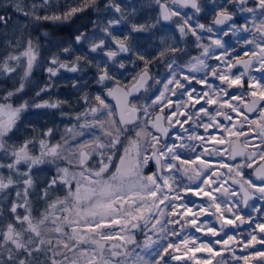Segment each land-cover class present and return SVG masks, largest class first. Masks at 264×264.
I'll return each instance as SVG.
<instances>
[{
	"label": "snow or ice",
	"instance_id": "obj_1",
	"mask_svg": "<svg viewBox=\"0 0 264 264\" xmlns=\"http://www.w3.org/2000/svg\"><path fill=\"white\" fill-rule=\"evenodd\" d=\"M152 2L159 8L158 17L151 24H137L129 20V16L136 13V7L131 4L124 5L118 0H104L102 6L99 0H79L74 6H67L62 13L51 11L54 7L52 0H36L27 5H23L22 0H12L14 11L34 24L42 21L70 22L89 7L97 13H112V16L92 21L91 35L87 31L78 30L74 43L86 45L87 53L77 55L69 45L52 53L47 59L48 66L45 71L48 82L36 92L37 97L55 86L53 78L61 70L72 73L81 71L82 65L93 64L88 59L91 53L100 51L106 57V60L94 65L97 69L95 83L100 86V92L92 96L85 93L81 97L88 107L74 117L78 122L76 126L65 129L68 137H62V142L55 144L50 141L52 128L41 132L39 139L29 138L19 144L8 142L21 114L30 107L57 109L67 101L44 100L30 104L27 100H22L14 105L12 98L24 92L26 82L38 66L39 38H34L31 34L24 35L27 24L17 26L12 36H8L7 32L0 34L4 36L3 42L11 49L0 57V74L11 78L13 73H17L19 77V85L0 96V153L10 161L0 162V169H7V174L0 172V264H64V261L69 260L64 250L75 252L82 243L91 245L79 250L86 264H172L173 261L212 264V260L221 256V251L231 247L230 242L242 244V250L255 248L256 244L264 245V236L259 235L264 234V222L255 223L246 241H237L236 236L227 234L226 239L214 241V244L225 246L221 251H215L208 243L198 244V237L184 236L179 242H161L167 240L168 236L180 235L175 230L170 231L167 226L180 224L181 220L166 219L167 216H180L185 224L190 225L196 232H201L203 229L198 226L200 214L214 215L220 222V229L208 227L206 233L219 236L227 226L239 227L244 223L252 225L253 218L245 217L243 208L250 206V200L264 201V0H223L220 4L211 0L216 5L212 10L215 13L213 25L228 24L234 20L237 12L248 14L245 23L240 26L230 23L228 31L223 33V36H227L229 32L234 35L242 32L249 34L242 38L244 45L252 46V50L243 53L248 59L234 60L228 59L231 53L225 48L222 37L213 39L209 36L211 44L205 46L201 43L204 39L202 33H213L214 29L198 21L195 26L190 22L193 16L204 10L199 0ZM229 6L234 11L230 12ZM186 8L193 10L192 15L182 12ZM42 9L50 14L41 15ZM174 17L179 18L177 25L181 36L191 34L195 37L196 46L202 52L201 56L192 57L187 65H180L170 54L182 49L166 45L156 57L163 58L168 54V75L161 80L149 74L147 69L151 61L136 51L129 39L131 33L150 31L162 21H172ZM123 22L130 25L131 31L121 39L114 35V30ZM0 25H4L5 29L8 27L4 15H0ZM97 30L101 34L99 38L96 35ZM161 42L163 43V39ZM106 44L115 45V50L111 47L106 50ZM21 45L22 50L17 52ZM215 48L225 51L217 55ZM130 52L144 63V69L134 78L133 87L125 90L116 79L115 71L126 69V64L117 57L121 53ZM62 55L70 57V62L62 60ZM208 58L220 61L223 67L208 65L205 63ZM238 66H242L243 71L234 73L232 69ZM183 68H187V74L182 71ZM196 72H210L212 77L221 82L222 87L217 89L208 84L206 76L196 80L195 76L190 75ZM250 72L260 73L259 78L250 75ZM246 77L247 90L230 94V89L245 88ZM150 80L153 84L160 85L153 96L147 97L145 103L139 106L130 101L129 97L134 92L149 91ZM181 80L186 83H181ZM192 80L199 84H208L213 95L209 96L208 92L194 95L197 90L187 87ZM78 83L73 81L72 87L77 88ZM177 89L181 90V95L187 96L186 102L175 103L170 98L177 96ZM108 97L116 99L119 123L112 119L113 109L106 103ZM201 100L204 104L190 114L187 105L193 101L200 104ZM204 105H216L217 109L215 113H209ZM165 108L169 109L167 116L163 115ZM153 112L160 114L153 115ZM200 113L208 117V123L199 126L204 128L205 133L212 128L222 130L224 134L219 139L215 135H198L183 127L189 121L199 120ZM230 113H235V117ZM250 113H256L255 118L250 119ZM217 117L230 123L225 125ZM165 124L180 125V128L170 136V127H165ZM85 136L88 139H84ZM233 137L237 140L244 137L243 145L234 141ZM193 141L199 143L193 144ZM211 141L214 143L210 151L207 145ZM221 145L224 147H219ZM197 147L202 150L195 157L187 158L184 155L187 150L196 152ZM226 153L228 159L234 163L221 160L219 166L215 167L213 161L203 158L223 157ZM60 160L75 162L79 171L70 173L67 167L61 168L58 163ZM150 162L155 164L156 170L145 174L144 169ZM45 164L55 165L56 172L43 186L38 187L39 178L33 170H38ZM247 169L252 171L246 175ZM180 175L199 183L195 188L183 187L177 183ZM225 176L227 179H224ZM232 185L238 187L233 188ZM9 189L14 192L11 203L6 205L12 220L5 221L4 202L13 196ZM177 189L184 193L191 192L194 196L207 197V206L200 205L199 210L194 212L187 204H176V200L183 199ZM61 190L66 193L63 198L56 195ZM216 193L228 198L223 202V208ZM33 199L43 201L46 205L44 211L39 213V218L33 215ZM178 208L184 211L178 212ZM253 211L260 212L261 209L253 208ZM48 225H51L53 233L58 234L55 244L52 238L46 239L42 232ZM136 230L145 236L142 246L135 240ZM148 232L163 235L153 240ZM70 242H73L71 246ZM130 244H137L140 251H129L127 245ZM231 251L234 258L242 260L243 264H253L254 261L264 264V248L244 256H235V249ZM198 252H207L209 258L197 259ZM57 255L63 256V260L57 261ZM69 264H78V261L71 260ZM217 264L226 262L221 259Z\"/></svg>",
	"mask_w": 264,
	"mask_h": 264
},
{
	"label": "flooded vegetation",
	"instance_id": "obj_2",
	"mask_svg": "<svg viewBox=\"0 0 264 264\" xmlns=\"http://www.w3.org/2000/svg\"><path fill=\"white\" fill-rule=\"evenodd\" d=\"M199 2L204 6V10L193 16L192 21H190L193 26H195V23L198 21L199 23H203L206 27L207 26H212L214 31L213 33H207L204 32L202 33V36L204 39L201 41L205 46L211 44V40L208 39L209 36H212L213 39L216 38H221L223 39V42L225 44V48L228 50V52L231 53V55L228 57L230 60L234 59H248V57H244L243 53L244 51H250L252 50L251 45H244L242 42L243 37H247L249 34L248 33H238V34H233L232 32H229L227 36H223V33L225 31H228V27L230 23H236L237 26L242 25L243 23L246 22V17L248 14L244 13L241 14L237 12V14L234 17L233 21H230L228 24L225 25H213V19L215 16V13L212 11L213 8L216 7V5L211 3V0H199ZM223 0H216V4L222 3ZM145 12L148 13L149 19L147 20L148 22L146 24H151L155 21V19L159 15V10L157 11V5H155L152 0H147L146 5L144 7ZM183 11H186L190 15H192L193 10L190 8L182 9ZM229 11H234V9L229 6ZM130 29V28H129ZM131 30V29H130ZM166 43V45H173L177 48L182 49V51L177 52L175 54H170L173 55L174 58L176 59L177 63L180 65H187L192 57L196 56H201L202 49L196 46V41L195 37L191 36V34H188L187 36H181L178 31V25L177 23H171V24H165L161 22L160 24L156 25V27L152 28L150 31L146 32H137L134 33L133 38L130 39V43L133 45V47L136 49L141 54H144L151 62L148 65V72L149 74L157 79L163 80L165 76L168 75V70L166 68V61L168 59V54H166L165 57L163 58H156L158 51L163 49L166 45L159 46V41L162 40ZM241 41L240 43H237V41ZM214 47V46H213ZM225 49H219L215 48V54L219 55L223 53ZM203 58V57H202ZM221 59H223V56H221ZM122 60L126 64V69L124 70H119V71H129L133 74L132 78H126L122 77L120 78V84L123 88L129 90L133 87L135 84V79L137 78L138 75L141 73V71L144 69V63L142 61H139L136 59V56L133 55V53H124L122 55ZM134 62V63H133ZM194 62V61H193ZM205 63H207L210 66H217L219 65L220 67H223V65L220 63V61H217L214 58H208L205 59ZM255 66V65H254ZM182 71L184 73H188L187 68H183ZM232 71L235 73L237 71H243L242 66H238L236 68H233ZM190 75L195 76L196 80L203 79L205 76L207 77L208 84L212 85L214 88H219L222 87L221 82L219 80H216L214 77L211 76L210 72H196V73H190ZM250 75H255L259 78L260 73L256 72H250ZM196 80H192L190 84H187L188 88H195L197 90L194 95H200L203 94L204 92H208L209 96H212L213 93L209 89L208 84H199L196 82ZM181 83H186L185 81L181 80ZM247 84H248V79L247 77L245 78V88L243 90H238V89H230L229 92L230 94H237L240 91L247 90ZM149 85H151L150 89L148 92H145L144 90H141L139 92H134L131 97L130 101H134L137 103V105H143L146 101L147 97L153 96V94L156 92L158 88H160V85L153 84V82L150 80ZM177 96H170V98L175 102V103H184L187 101V96L181 95L180 89H177ZM224 99H227L226 97ZM250 99V98H249ZM194 104V107L192 105ZM204 104V101L201 100L200 104H195V102H191L190 104L187 105V111L191 114L196 111V109H199L201 105ZM205 107L208 108L209 113H215L217 106L216 105H204ZM159 112H153V115H159ZM169 114V109L165 108L164 109V116H167ZM235 117V113H230ZM200 119L193 121H189L188 123L184 124L183 127L189 129L190 132H195L198 135H205L208 137H211L212 135H215L217 139L220 138L221 135H223L222 130H218L215 128L209 129L207 133H205V130L201 125L202 123H208V117L205 116L203 113L199 114ZM256 113H250L249 117L250 119L255 118ZM184 119V117H183ZM182 119V120H183ZM218 120L221 121V123L227 125L230 122L223 120L222 117H217ZM235 122V121H233ZM165 127H170V132L169 135H173L177 129L180 128V125H175V126H169L167 124L164 125ZM247 129H245L246 131ZM151 131V129H149ZM159 135V133H157ZM187 135V133H185ZM234 141L239 143L240 145H243L245 138L240 137L238 140L233 137L232 138ZM258 142V141H257ZM178 143V141H177ZM193 144H198V141H193L191 142ZM214 141H211L207 147L209 150H212V144ZM223 148L224 146L221 145L219 146ZM202 149L197 147L196 152H192L191 150L185 151L184 155L187 158H193L195 155L200 152ZM204 159H208L214 162V166L218 167L219 162L223 160L225 163H234L233 161H230L228 159L227 153L223 156H205L203 157ZM240 157L237 158L239 160ZM199 163V161L197 162ZM156 170V166L153 162H150L148 167L144 169L145 174H149L153 171ZM151 171V172H150ZM221 171L226 172V169H221ZM252 170L247 169L245 174L247 175L250 173ZM191 175V173H189ZM224 179H227V176L224 177ZM177 183L181 184L183 187H192L195 188L199 181H189L187 176L180 175L177 178ZM259 183V181H257ZM229 184H231V181H229ZM225 187L227 188L228 185L226 184ZM233 188H237L238 186L232 185ZM230 191L232 189H229ZM177 192L183 197L181 200H176V204H187L193 207V211H198L200 205H205L207 206L208 204V198L207 197H197L194 196L191 192L184 193L180 189H177ZM218 197V201L221 202V207L223 208L225 201H227V197L221 196L219 193H216ZM249 207L243 208V205L241 207L243 208V214L245 217L251 216L253 218V224L249 225L248 223L241 224L239 227H232V226H227L225 227L224 231L220 233L219 236H212L210 233H206V229L208 227H215L217 230L220 229V222L216 219V216L211 215V214H204L201 213L199 216V221L200 224L198 226L202 227L201 234L199 232H196L194 228H192L189 225V232L191 235H196V236H201L200 242L201 243H208L212 245L215 251H221L223 248V244H214L213 242L216 240H224L227 238V235H242L241 237L247 236L248 233L252 230L256 222H264V201H259V200H250L249 201ZM253 208H259L261 209L260 212L253 211ZM211 211H209L210 213ZM180 217V216H178ZM228 217L231 218L230 214H228ZM239 224V222H237ZM227 234V235H226ZM261 236H264V234H259ZM139 237V233L137 235ZM240 237V238H241ZM259 238V237H258ZM241 245V244H240ZM240 245L238 247H240ZM264 248V245L261 244H256L255 248H251L248 252L246 251H240V249L236 248L235 249V256H244L247 255L249 252H254L257 249ZM246 252V253H245ZM201 260L203 257L200 258ZM224 260L226 264H234L236 261L234 260L233 254H229L227 251L225 254L223 251H221V256H217L214 260H212V264H217V261ZM255 264H258L255 263Z\"/></svg>",
	"mask_w": 264,
	"mask_h": 264
},
{
	"label": "rangeland",
	"instance_id": "obj_3",
	"mask_svg": "<svg viewBox=\"0 0 264 264\" xmlns=\"http://www.w3.org/2000/svg\"><path fill=\"white\" fill-rule=\"evenodd\" d=\"M33 2H36V0H22V4L23 5H27V4H31ZM147 0H132V5L136 7L138 12L139 10H141L143 7H145ZM79 3V0H52V4L54 5V9L58 10L60 13L63 12L62 10H65L67 6L69 5H75ZM12 5V0H5L0 2V14L4 15L7 19V23H8V27L7 29H5L4 25H0V34H3L5 32H7L8 36H12L13 32L16 30L17 26L19 25H23V24H27V29L25 30L24 35H28L31 34V36H33L34 38H39V44H40V60L38 61V66L34 68L33 73L29 79V81L26 82L25 84V90L23 93L18 94L17 96L12 98V103L14 105H18L22 100H27L30 104L31 103H39L42 102L44 100H50V101H56L58 100L56 98V96L59 94L58 91L60 89V87L62 85H64V82H70V80H65V77L68 75H76L77 77L80 78H86L87 75V70L85 65H82V70L76 73H72V72H68L65 70H61L60 74L57 77L53 78V84L55 85L54 87H52V89L47 92V93H42L41 96L37 97L35 94L37 91H39L40 87H42L44 84H46L48 82V74L45 71V68L48 66L47 65V59L48 57L51 56L52 53H56L59 51L60 48L62 47H66L71 45L74 50H79L81 49L82 46H84L85 51H81V52H75V54H85L87 53V46L86 45H78L74 43V36L76 34H78V30L76 29H83L88 27V25H92V21L97 20L98 14L91 8L89 7L87 10L83 13H79L77 14L78 16V20H81L83 18H85L80 24L74 25V28L67 32V31H61L59 33L56 34H51L50 31L48 30V28L43 24L42 22L39 23H32L31 21H29L26 17H24L23 15H21L20 13H18L17 11H14ZM103 5V3H102ZM159 10L158 6H157V11ZM43 11H45L44 9L41 10V15H43ZM94 12L95 15L93 16V18H91V12ZM184 13H187L186 11H183ZM188 15H190L189 13H187ZM10 16V17H8ZM112 13H102L101 17H108L111 18ZM90 17V18H89ZM13 18V20H12ZM148 19V17H147ZM178 17H174L172 21H162L165 24H171V23H177L178 21ZM148 22V21H147ZM146 22V23H147ZM68 23V22H66ZM66 23H61L59 24V27L62 28H71V24L67 25ZM124 24V22L118 26L122 27V25ZM92 28L88 27L86 29V31L89 33L90 30H92ZM44 33H47V35L45 36ZM180 34V33H179ZM17 35H19V33H17ZM91 35V34H90ZM97 38H99V36L101 35L99 33V31L97 30ZM181 35V34H180ZM4 41V36L0 35V57H3L8 51H11L10 48H8V46L3 42ZM159 46H163L166 45V41L163 43L161 42V40L159 41ZM109 47H111L113 50H115V45H107L106 44V49H108ZM22 50V45L21 48H18L16 51H20ZM159 52V51H158ZM103 56V53H101L100 51L96 52V53H91L88 55V58H95L98 59L101 57V55ZM93 56V57H92ZM104 57V56H103ZM62 60H65L67 62H70L71 58L62 55L61 56ZM104 59H106L104 57ZM103 60H98V61H93V66L95 65V63L98 62H102ZM95 67V66H94ZM96 69V67H95ZM20 69L17 70V72L19 73ZM97 71V69H96ZM115 75L118 78L122 77H126V78H132L133 74L127 70L125 71H115ZM5 80V82H4ZM0 96H3L5 94L6 91L8 90H12L14 87H17L19 85V77L17 75V73H13L11 78H8L6 76H3L2 74H0ZM100 88V87H99ZM77 97L75 98H71L69 101L73 102L76 101ZM108 103L112 109H113V116L112 119L115 120L117 122V118H116V114L113 108V105L109 102ZM88 107V105H87ZM86 107V108H87ZM62 108L64 107V103L61 104L60 108L57 109H48V108H32L30 107L27 111L23 112L21 114V117L16 125V128L13 130V132L10 134L11 139L8 141L9 143H15V144H19L20 142H22L25 139H29V138H33L35 137L36 139L40 138V133L43 131H46L48 128H52L53 129V135L50 138V141L52 144H55L57 142H62V137H68L69 134H67L65 132L66 128L69 127H73L76 126L78 124V122L74 119V117L79 114V111L77 112H71L69 116L68 115V111L66 110H62ZM47 113H50L49 117L45 120V124H42L45 116ZM63 113V115H62ZM56 118H61L63 120H69L71 118L70 121H68L67 123H64L62 125H59L58 122H56ZM89 119H91V117H89ZM179 119H183V117H179ZM80 123H83V121H81ZM118 123V122H117ZM36 129V131L34 132L33 129ZM84 139H88L87 136L84 137ZM31 147V145H30ZM38 154V151L37 153ZM69 159H71V157H69ZM0 162H10L9 160H7V158H5L3 156V153H0ZM59 165L61 168H65L67 167L69 169V172H77L79 171L78 167L76 166V163H69L67 160H60L58 161ZM21 167L23 168L24 166L21 165ZM0 172H4L5 174H7V169H0ZM34 174L36 177L39 178L38 180V187L43 186V183L46 182V180L53 176L56 172V166L53 164H45L40 166V168L34 169L33 170ZM150 174V173H149ZM74 186V184H73ZM8 191L13 192L12 189H9ZM65 191L61 190L58 193H56L57 196H59L60 198H63V196L65 195ZM198 197V196H197ZM203 197V196H200ZM199 197V198H200ZM14 198V192H13V196H10L8 198L7 201L4 202L5 206L6 203L8 204L9 201H12V199ZM40 202H42V204H40ZM35 203L36 206L39 207V210H41V212L44 211L46 205L43 201L40 200H36L33 199L32 204ZM181 204V203H180ZM179 205V204H178ZM4 206V207H5ZM188 207H192L190 205H187ZM193 208V207H192ZM18 211L23 212L22 209H18ZM168 211H171V209H168ZM178 212H183L184 210L182 208H178L177 209ZM209 211H211V209H209ZM35 213L36 215L37 213V209H35ZM4 217H5V221H11L12 220V216H9L6 214V212H4ZM39 218V216H38ZM166 219H180L181 223L180 224H169L167 227L169 228V230H175L178 226L180 228L176 229L177 232L180 233L179 236H168L167 240H163L161 241L162 243H167L168 241L171 242H179V240L184 237V236H188V237H198L197 243L200 244V238L202 235L200 236H196V235H191L186 229H188L189 225L184 223V220L179 218L178 216L176 217H171V216H167ZM186 219V218H185ZM66 231H70V229H66ZM258 231V230H257ZM42 232L45 235V238H52L53 239V244H55L56 242V237L58 236V234L53 233L51 231V225H48L46 227H44L42 229ZM201 234V232H199ZM148 235L152 237L153 240L159 239L161 235L163 234H156L154 232H148ZM242 235H238L237 241H246L248 239L247 236L241 237ZM174 237V238H173ZM241 237V238H240ZM145 240V238H143L141 240V243L143 245V241ZM70 242V246H71ZM204 243V242H203ZM141 245V246H142ZM240 244L239 243H232L230 242V248L229 249H225V246H223L222 249L223 253L225 254V252L227 251L229 254H233L231 249H240V251H246L248 252L251 248L247 249V250H242L243 245L241 244L240 247H238ZM86 247H91V245H87V244H80L79 247L77 248V250L75 252H67V250H64L68 257L69 260L68 261H64V264H69V261L71 260H77L78 264H86L85 259L83 257L80 256V248H86ZM129 251H131L132 249H135V251H138V247L136 244H132L131 246L127 245ZM245 252V253H246ZM202 253V257L203 259L209 258V254L207 252H201ZM107 254V252H106ZM179 254V253H177ZM196 256H200L199 252L196 253ZM57 261H61L63 260V256L61 255H57L56 257ZM41 259H43V257H41ZM198 259V258H197ZM234 260L236 261L234 264H243V261L240 260H236L234 258ZM129 261H131V257H129ZM175 263H184L183 261H174ZM188 264H195V261H187ZM257 263L256 261L253 262V264Z\"/></svg>",
	"mask_w": 264,
	"mask_h": 264
},
{
	"label": "trees",
	"instance_id": "obj_4",
	"mask_svg": "<svg viewBox=\"0 0 264 264\" xmlns=\"http://www.w3.org/2000/svg\"><path fill=\"white\" fill-rule=\"evenodd\" d=\"M2 1H5V0H0V2H2ZM104 2V1H103ZM51 11L52 12H56V13H60L58 10H56V9H54V8H52L51 9ZM62 11H64V10H62ZM129 11H130V9H129ZM62 13V12H61ZM44 14H50L47 10H45V11H43V15ZM0 15H2V14H0ZM7 17V16H6ZM8 17H10V16H8ZM77 17V15L75 16V17H73V19L70 21V22H68V23H66L67 25H69V24H71V27L72 28H67V27H65V28H62V27H59V24H61L60 22H53V21H42V23L43 24H41V25H44V26H46L47 28H48V30L50 31V33L52 34H56V33H59V32H61V31H67V32H69V31H71L73 28H74V25H77V24H80L82 21L81 20H78V18H76ZM8 19V18H7ZM12 20H13V18H12ZM84 29V28H83ZM76 30H80V29H76ZM82 30V29H81ZM52 34V35H53ZM54 36V35H53ZM83 49H85L84 48V46H82L81 47V49H79L78 51L79 52H81ZM93 72H94V70H93ZM4 82H5V80H4ZM81 86H83V85H81ZM70 87V85H68L67 86V88H69ZM95 93L90 89V91H89V96H92V95H94ZM58 96H56V98H57ZM64 100V99H63ZM66 100V99H65ZM10 202V201H9ZM9 202H8V204H9ZM9 215H11L10 213H9Z\"/></svg>",
	"mask_w": 264,
	"mask_h": 264
},
{
	"label": "bare ground",
	"instance_id": "obj_5",
	"mask_svg": "<svg viewBox=\"0 0 264 264\" xmlns=\"http://www.w3.org/2000/svg\"><path fill=\"white\" fill-rule=\"evenodd\" d=\"M1 85V84H0Z\"/></svg>",
	"mask_w": 264,
	"mask_h": 264
}]
</instances>
